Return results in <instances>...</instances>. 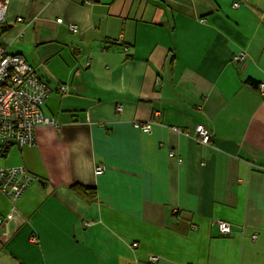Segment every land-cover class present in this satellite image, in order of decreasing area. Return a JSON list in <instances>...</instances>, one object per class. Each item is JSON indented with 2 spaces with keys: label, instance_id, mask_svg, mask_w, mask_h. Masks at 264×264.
Here are the masks:
<instances>
[{
  "label": "crops",
  "instance_id": "1",
  "mask_svg": "<svg viewBox=\"0 0 264 264\" xmlns=\"http://www.w3.org/2000/svg\"><path fill=\"white\" fill-rule=\"evenodd\" d=\"M0 45L47 79L53 120L0 155L37 177L0 264H264V0H9Z\"/></svg>",
  "mask_w": 264,
  "mask_h": 264
},
{
  "label": "built area",
  "instance_id": "2",
  "mask_svg": "<svg viewBox=\"0 0 264 264\" xmlns=\"http://www.w3.org/2000/svg\"><path fill=\"white\" fill-rule=\"evenodd\" d=\"M9 0H0V25L4 20ZM238 3L234 2L233 6ZM17 21L23 22L21 18ZM57 22H63L61 18L56 19ZM26 24L27 22H23ZM71 31H77L74 24H68ZM125 50V47H124ZM246 57L244 51H240L233 56L235 61H241ZM258 91L264 95V81L257 85ZM47 79L40 73L38 68L28 63L25 58L17 53L7 52L4 46L0 45V150L7 146L13 145L22 148L26 145L35 143V128L37 125H49L53 120L42 114L40 106L51 92ZM57 90L65 92L67 87L63 84L57 85ZM121 105H117L116 109L120 110ZM134 126L144 132H148L151 123L135 122ZM209 129L202 123H198L194 127V138L202 145H206L210 139ZM172 152H169L171 155ZM104 166L102 164L94 167V174L103 173ZM37 177L29 174L25 167L21 164L0 167V196H4L9 200L10 209L6 216L0 215V236L1 240L7 238L5 232L1 229L9 220L15 218V204L20 199L23 192L29 187L30 183ZM218 230L221 234L230 230V224L224 220L216 221ZM31 241L37 242L35 236L31 237ZM131 246L135 247L136 243ZM155 255L148 257L149 261H156Z\"/></svg>",
  "mask_w": 264,
  "mask_h": 264
},
{
  "label": "trees",
  "instance_id": "3",
  "mask_svg": "<svg viewBox=\"0 0 264 264\" xmlns=\"http://www.w3.org/2000/svg\"><path fill=\"white\" fill-rule=\"evenodd\" d=\"M9 146L11 145H7L0 150L1 156H5ZM70 189L74 194H76L79 198H81L85 203H92L93 201H95V198H96L95 190L91 187H86V186H82L80 184L74 183L70 186Z\"/></svg>",
  "mask_w": 264,
  "mask_h": 264
},
{
  "label": "rangeland",
  "instance_id": "4",
  "mask_svg": "<svg viewBox=\"0 0 264 264\" xmlns=\"http://www.w3.org/2000/svg\"><path fill=\"white\" fill-rule=\"evenodd\" d=\"M0 160H2V158H0Z\"/></svg>",
  "mask_w": 264,
  "mask_h": 264
}]
</instances>
